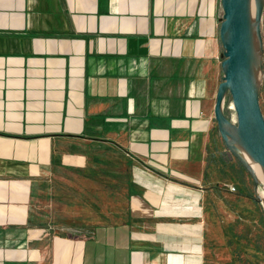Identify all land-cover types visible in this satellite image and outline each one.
Listing matches in <instances>:
<instances>
[{"label":"crops","instance_id":"crops-1","mask_svg":"<svg viewBox=\"0 0 264 264\" xmlns=\"http://www.w3.org/2000/svg\"><path fill=\"white\" fill-rule=\"evenodd\" d=\"M222 15L0 0V264H205Z\"/></svg>","mask_w":264,"mask_h":264},{"label":"water","instance_id":"water-1","mask_svg":"<svg viewBox=\"0 0 264 264\" xmlns=\"http://www.w3.org/2000/svg\"><path fill=\"white\" fill-rule=\"evenodd\" d=\"M221 7L222 76L213 107L214 119L226 149L250 174L256 191L259 178L249 160L260 167L264 179V117L259 104L264 0H221ZM226 97L231 101L234 119L224 111Z\"/></svg>","mask_w":264,"mask_h":264},{"label":"rangeland","instance_id":"rangeland-1","mask_svg":"<svg viewBox=\"0 0 264 264\" xmlns=\"http://www.w3.org/2000/svg\"><path fill=\"white\" fill-rule=\"evenodd\" d=\"M261 36L259 104L264 117V8ZM231 106L226 97L224 111L234 119ZM215 135L216 151L211 154L208 173L209 178L218 183L219 192L215 196L217 191H210L206 203L205 264H264V179H259L255 191L252 177L226 149L217 127ZM223 148L227 159L219 155ZM33 204L29 223L32 228L40 229L45 218L40 215L38 195Z\"/></svg>","mask_w":264,"mask_h":264},{"label":"bare ground","instance_id":"bare-ground-1","mask_svg":"<svg viewBox=\"0 0 264 264\" xmlns=\"http://www.w3.org/2000/svg\"><path fill=\"white\" fill-rule=\"evenodd\" d=\"M252 10H254V6L252 5ZM232 107V106H231ZM247 159H248V157L247 156H245ZM249 160V159H248ZM249 162H250V164H251V166L253 167V169H254V171H255V173H256V175H257V177L260 179V181H261V179H263V176H262V173H261V169H260V167L256 164V163H253L252 161H250L249 160ZM262 195V194H261Z\"/></svg>","mask_w":264,"mask_h":264},{"label":"trees","instance_id":"trees-1","mask_svg":"<svg viewBox=\"0 0 264 264\" xmlns=\"http://www.w3.org/2000/svg\"><path fill=\"white\" fill-rule=\"evenodd\" d=\"M223 157H224L225 159H227V155L225 154V152H224L222 158H223Z\"/></svg>","mask_w":264,"mask_h":264},{"label":"built area","instance_id":"built-area-1","mask_svg":"<svg viewBox=\"0 0 264 264\" xmlns=\"http://www.w3.org/2000/svg\"><path fill=\"white\" fill-rule=\"evenodd\" d=\"M230 189H231V190H234V187L231 186Z\"/></svg>","mask_w":264,"mask_h":264}]
</instances>
